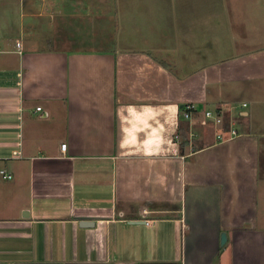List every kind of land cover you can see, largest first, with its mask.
Listing matches in <instances>:
<instances>
[{"label":"crops","instance_id":"0c3cea01","mask_svg":"<svg viewBox=\"0 0 264 264\" xmlns=\"http://www.w3.org/2000/svg\"><path fill=\"white\" fill-rule=\"evenodd\" d=\"M0 166V264H264V0H0Z\"/></svg>","mask_w":264,"mask_h":264},{"label":"built area","instance_id":"2783aa9c","mask_svg":"<svg viewBox=\"0 0 264 264\" xmlns=\"http://www.w3.org/2000/svg\"><path fill=\"white\" fill-rule=\"evenodd\" d=\"M16 45L20 47L21 43L17 42ZM246 105V103L241 104L242 107ZM37 110L41 111L42 109L41 107H37ZM180 110L182 118L188 124L186 134L191 152L195 151L193 147L194 142L198 141L207 129L216 130L215 136L218 141L230 140L240 135L235 117L230 115L226 119V115L218 108L201 111L195 103L187 102L181 106ZM175 138L177 142H180L179 133H176ZM66 148L67 143H62L61 150L65 151ZM20 155V152L14 154L15 157H20ZM0 177L4 180H10L14 175L8 168L0 166Z\"/></svg>","mask_w":264,"mask_h":264},{"label":"trees","instance_id":"16d2710c","mask_svg":"<svg viewBox=\"0 0 264 264\" xmlns=\"http://www.w3.org/2000/svg\"><path fill=\"white\" fill-rule=\"evenodd\" d=\"M226 119H228V118H226ZM187 128H188V124L187 125L184 124V125L179 127L178 132H177L180 135V142H178L179 148H180V153L185 155V156L188 153V149H189V141L187 139V134H186ZM193 147L196 151V150L200 149L201 146H200L199 142H197V140H196V142H194V144H193Z\"/></svg>","mask_w":264,"mask_h":264},{"label":"water","instance_id":"95a60500","mask_svg":"<svg viewBox=\"0 0 264 264\" xmlns=\"http://www.w3.org/2000/svg\"><path fill=\"white\" fill-rule=\"evenodd\" d=\"M81 220L80 222V225H86V226H89V225H92V221H93V218H87V217H80L79 218ZM133 222H138V220H133ZM224 240H226V235L223 233L222 234V242H224Z\"/></svg>","mask_w":264,"mask_h":264},{"label":"rangeland","instance_id":"374dc122","mask_svg":"<svg viewBox=\"0 0 264 264\" xmlns=\"http://www.w3.org/2000/svg\"><path fill=\"white\" fill-rule=\"evenodd\" d=\"M261 99V98H260ZM236 121L238 122V118L236 119ZM239 125V124H238ZM263 185H264V183H263Z\"/></svg>","mask_w":264,"mask_h":264}]
</instances>
